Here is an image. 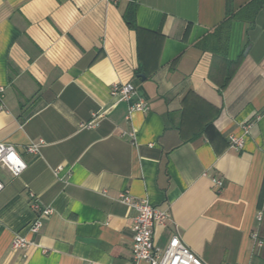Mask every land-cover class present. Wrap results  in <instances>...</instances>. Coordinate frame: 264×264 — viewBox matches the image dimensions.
I'll list each match as a JSON object with an SVG mask.
<instances>
[{
	"label": "crops",
	"instance_id": "obj_1",
	"mask_svg": "<svg viewBox=\"0 0 264 264\" xmlns=\"http://www.w3.org/2000/svg\"><path fill=\"white\" fill-rule=\"evenodd\" d=\"M129 1L0 0V142L28 164H0V264H132L124 190L170 210L160 248L264 264V0H136L137 29ZM115 82L135 93L116 103ZM30 192L53 213L14 249Z\"/></svg>",
	"mask_w": 264,
	"mask_h": 264
},
{
	"label": "built area",
	"instance_id": "obj_2",
	"mask_svg": "<svg viewBox=\"0 0 264 264\" xmlns=\"http://www.w3.org/2000/svg\"><path fill=\"white\" fill-rule=\"evenodd\" d=\"M117 2L118 0H114ZM4 86L0 85V109L4 108ZM135 93V86L132 82L119 83L115 82L111 87V95L116 100V103L129 100ZM149 108L144 100H139L130 106V114L135 111H145ZM100 115V112L97 114ZM129 118V117H128ZM245 134L250 130V124L244 126ZM132 136L133 132H129ZM231 146L239 150L244 147V135L229 136ZM43 140L36 143H30L27 146V151L30 153H39L40 146ZM0 164L5 166L11 174L19 176L28 167L27 162L21 154L11 144L0 142ZM62 167H58L56 172H59ZM214 183L218 188H221L223 182L221 179L213 178ZM3 184L0 181V190ZM119 200L133 208L136 211L132 229L134 232L132 240V264H139L141 261H146L148 264H205L204 261L196 255L180 238L179 235H174L166 248H160L156 244L155 230L158 225L164 226L167 219L171 218V212L168 209H163L159 206L151 204L146 198L138 199L133 196L130 191L124 190L119 195ZM29 201L32 210L35 213L34 220L28 227L27 235L16 234L12 240V247L28 248L34 243L32 236L38 234L43 225V219L52 215L53 209L50 206H42L34 192L29 193ZM264 217V208L258 210L257 220L261 221ZM254 238L262 245L263 241L258 238L255 233Z\"/></svg>",
	"mask_w": 264,
	"mask_h": 264
},
{
	"label": "trees",
	"instance_id": "obj_3",
	"mask_svg": "<svg viewBox=\"0 0 264 264\" xmlns=\"http://www.w3.org/2000/svg\"><path fill=\"white\" fill-rule=\"evenodd\" d=\"M136 0H130L128 3V7L124 12L123 16L127 25L132 29H137L136 21H135V4Z\"/></svg>",
	"mask_w": 264,
	"mask_h": 264
}]
</instances>
